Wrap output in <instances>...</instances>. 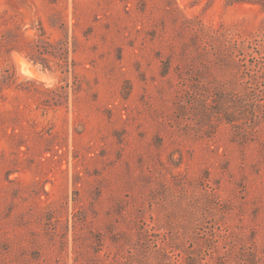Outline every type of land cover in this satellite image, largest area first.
<instances>
[{
  "label": "rangeland",
  "instance_id": "374dc122",
  "mask_svg": "<svg viewBox=\"0 0 264 264\" xmlns=\"http://www.w3.org/2000/svg\"><path fill=\"white\" fill-rule=\"evenodd\" d=\"M0 264H264V0H0Z\"/></svg>",
  "mask_w": 264,
  "mask_h": 264
}]
</instances>
